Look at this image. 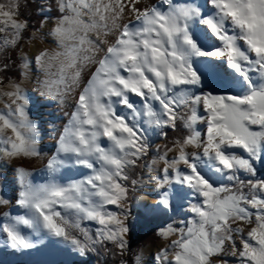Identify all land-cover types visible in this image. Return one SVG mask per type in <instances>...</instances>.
Returning a JSON list of instances; mask_svg holds the SVG:
<instances>
[{"label": "snow or ice", "instance_id": "obj_1", "mask_svg": "<svg viewBox=\"0 0 264 264\" xmlns=\"http://www.w3.org/2000/svg\"><path fill=\"white\" fill-rule=\"evenodd\" d=\"M55 3L60 15L46 33L55 47L34 57L44 74L41 95L64 103L80 90L56 139V154L39 170L49 178L36 183L33 173L16 169L15 206L25 211L0 212L5 243L34 247L22 231L30 229L81 253L108 243L123 252L130 231L129 185L133 192L151 185L156 200L145 205L150 212H175L174 195L181 191L193 198L186 210L190 219L160 230L165 239L178 238L157 253L159 264H264V178L254 167L264 163V0ZM20 15L19 0L0 2V48L14 49L23 39L28 23ZM45 23L46 18L41 28ZM22 61L27 75L29 61ZM8 68L0 61V74ZM221 71L204 91L210 74ZM8 89L0 93L7 97L0 110V156L42 158L28 97L19 83L9 80ZM132 97L139 98V107ZM166 129L186 134L171 147L157 146L149 162L150 134L167 139ZM66 168H76L79 178L60 182ZM132 169L145 170L148 180H130ZM10 203L0 195V206ZM82 221L100 225L95 238Z\"/></svg>", "mask_w": 264, "mask_h": 264}, {"label": "rangeland", "instance_id": "obj_2", "mask_svg": "<svg viewBox=\"0 0 264 264\" xmlns=\"http://www.w3.org/2000/svg\"><path fill=\"white\" fill-rule=\"evenodd\" d=\"M40 4L43 5L46 9H50L46 11L42 16V21L46 23L43 28H41V22L39 26L33 30L29 37L24 40L22 44L19 43L16 49V56L19 58V78L8 77L4 80L3 84H0V93L9 90L8 89V81L11 80L15 83H19L21 89L28 97L29 103L27 107L28 115L32 121L35 122L37 126V130L39 133V149L42 153V158H18V159H8L6 157L0 156V195H2L5 199L11 201L8 205L0 206V212L10 211L12 215L23 214L24 209H20L15 206V196L18 191V181L16 175V169L23 167L27 169L29 172L33 173L34 182H39L38 176L39 174L43 175L39 170L43 167L44 164L47 163V160L54 156V151L56 148V139H58L59 134L62 132L63 128L68 124L71 113L74 110L75 99L78 96L79 90L77 89L76 93L66 97L64 103H60L56 99H52L48 96L41 95L42 89L38 84V80L44 79V74L40 72L38 65H36L34 57L39 54L40 50L45 48L51 49L54 48L55 45L52 42L51 37L47 36L46 33L48 30L55 24L56 18L60 15L56 8L55 0L53 2L50 0L48 3L47 0L40 1ZM51 8H54L51 11ZM39 30V31H38ZM3 34H0L2 36ZM1 49V48H0ZM22 56L26 57L29 61V67L27 70V75L24 74L25 70L22 67ZM95 71V67L92 72ZM219 78L213 79L211 76L207 81L208 87H205L204 91L211 90V87L214 83L218 82ZM87 82V81H86ZM85 82V83H86ZM83 87V84H81ZM138 104L139 98L132 97ZM7 102V97L0 96V110H4V104ZM119 111L122 113H128L129 110L125 109L123 106H118ZM128 112H127V111ZM150 142H151V150L149 154V162L152 159L156 158V149L157 146L163 148V137H160L156 134H150ZM237 154L244 156L247 158V154L242 150H236ZM171 155V154H170ZM254 167L259 169L257 170V177L264 178V163L254 162ZM259 171V172H258ZM142 172L144 174L142 175ZM211 175V173H208ZM71 176V177H70ZM247 178H251L246 176ZM68 178H76L73 175H65L61 173L60 182H64ZM214 180L215 176L212 177ZM143 179L144 181L148 180V174L145 170L141 169V172L138 176L137 180ZM227 184L226 180L222 181ZM144 190L138 188L136 191H131L130 195L132 199L129 201V216H128V225L130 231L134 234L138 231V225L141 224V215L149 218L154 217L157 214L161 216H168L167 219L170 218L169 222L161 225L156 235L158 236V240L153 241L146 240L143 245H136L134 252L131 254V264H159L156 259L157 250L159 248H164L171 240L177 239L178 236L173 235L168 237L167 239L163 238L159 233L162 228H164L167 224L171 223L173 220L180 219H190L191 214L186 212L188 203L190 200H193L191 196H187L183 191L179 195H174V208L175 212H167V211H155L150 212L146 209L145 205H153L150 204L149 201H153L155 203L156 196L151 193V185L143 186ZM131 190V187H130ZM195 202V201H193ZM109 210L111 211H119L115 206H109ZM3 221V218L0 217V222ZM83 228H90L94 230V234H96V230L100 227L97 223L93 221H83ZM24 234L33 242L34 247L28 249H14L12 247H8L7 243L4 241V234L0 233V264H71L73 262H81L84 261L88 253H93V250L85 251L81 253L79 249L76 248L73 244L64 241L59 238L60 245H55L54 243L47 242L43 239L44 233L43 231L39 233H34L30 229H22ZM129 231V232H130ZM85 239V238H84ZM128 244L131 241L129 233L126 237ZM40 240V241H39ZM91 247V246H90ZM128 247V246H127ZM127 248L124 250L126 251ZM44 254L46 259L41 260L40 262L31 261V258L37 255ZM124 264V263H122Z\"/></svg>", "mask_w": 264, "mask_h": 264}, {"label": "trees", "instance_id": "obj_3", "mask_svg": "<svg viewBox=\"0 0 264 264\" xmlns=\"http://www.w3.org/2000/svg\"><path fill=\"white\" fill-rule=\"evenodd\" d=\"M40 1L42 0H19L20 4V19L25 20L28 23V28L23 33V39L20 41V44L23 43V41L29 37L30 33L35 30L41 20L42 16L38 12L39 6H41ZM48 3L50 0H47ZM53 2V0H51ZM0 2L7 3L8 0H0ZM54 8H51V11H53ZM16 49L13 48H1L0 49V61L6 60L9 68L0 76L4 77V80H6L8 77H14L19 78L20 71L18 68L19 65V58L16 56ZM168 131V137L167 139L163 138V143L168 144L169 147H171L172 141L177 136H183L186 134V131L182 132H173L171 130ZM239 155V154H238ZM259 169L256 168V171ZM260 170V169H259ZM141 172V169H132L129 171V177L131 179H138V176ZM259 172V171H258ZM244 178H247V173L243 174ZM131 187V185H129ZM131 193V190H130ZM166 216V214H165ZM161 216L160 214H157L156 216H152L149 218H146L141 215V224L138 225V231L137 233L129 232V236L131 238V241L128 244L127 250L121 252L119 249L115 247V245L108 243L104 247H101L100 245H96L95 251L93 253H88L87 258L84 261L81 262H73L71 264H131V254L134 252L137 243L143 245L146 240H158V236L156 235V232L158 228L169 222L170 218L167 219L168 216ZM83 226V221L81 222V227ZM89 235H91L93 238H95V232L94 230L87 228ZM74 235L80 239L81 241H85L84 236L79 231H74ZM16 264H22V263H16Z\"/></svg>", "mask_w": 264, "mask_h": 264}, {"label": "bare ground", "instance_id": "obj_4", "mask_svg": "<svg viewBox=\"0 0 264 264\" xmlns=\"http://www.w3.org/2000/svg\"><path fill=\"white\" fill-rule=\"evenodd\" d=\"M148 2L150 3H155L156 0H148ZM177 2H184V0H177ZM193 2H197V3H203V0H193ZM135 23V22H134ZM95 65L91 66V68L84 74L83 76V80H82V84L85 83L87 81V79L89 78L92 70L94 69ZM210 76L213 78V79H217V78H220L223 76V72L221 71L219 73L218 76H214V75H211ZM137 107H139V104L137 103ZM127 111V110H126ZM128 112V111H127ZM63 131V130H62ZM57 147V146H56ZM56 154V148H55V151H54V155ZM62 173H64L65 175H73L75 176L76 178H79V175L80 173L78 172V170L76 168H70V169H63L62 170ZM71 177V176H70ZM49 177L47 176V174H39L38 176V180L39 182H42L44 183ZM58 179H60V176L58 177ZM150 204H154L153 201H149ZM43 239L46 240L47 242H51V243H54L55 245H60V241H59V238L58 237H55V236H52L48 233H44V236H43ZM40 241V240H39ZM8 247H10L9 245H7ZM162 248H159L157 250V253L161 251ZM44 259H46L45 255L41 253V255H37V256H34L31 258V261H36V262H40L41 260L44 261Z\"/></svg>", "mask_w": 264, "mask_h": 264}]
</instances>
